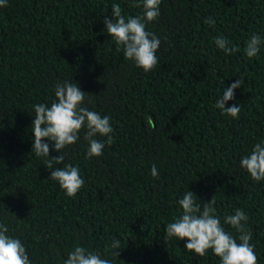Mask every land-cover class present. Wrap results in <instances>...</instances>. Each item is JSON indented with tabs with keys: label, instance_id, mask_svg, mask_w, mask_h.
I'll return each instance as SVG.
<instances>
[{
	"label": "trees",
	"instance_id": "obj_1",
	"mask_svg": "<svg viewBox=\"0 0 264 264\" xmlns=\"http://www.w3.org/2000/svg\"><path fill=\"white\" fill-rule=\"evenodd\" d=\"M114 3L126 17L142 13L131 0H8L0 8V224L32 264H64L77 245L111 264H220L211 250L199 257L186 240H165L191 191L197 203L215 196L221 224L242 209L264 264V180L240 167L264 140V44L257 57L244 53L254 33L264 39V0H161L160 17L147 25L161 41L148 73L107 35ZM219 36L239 51L218 49ZM240 79L226 104L241 107L234 119L215 102ZM65 80L91 94L85 106L110 117L114 129L102 156L87 157L81 131L63 164H53L79 167L84 186L74 198L49 179L48 158L32 153V106H50Z\"/></svg>",
	"mask_w": 264,
	"mask_h": 264
},
{
	"label": "clouds",
	"instance_id": "obj_2",
	"mask_svg": "<svg viewBox=\"0 0 264 264\" xmlns=\"http://www.w3.org/2000/svg\"><path fill=\"white\" fill-rule=\"evenodd\" d=\"M160 4L161 0H131L129 7L142 9V13L126 17L122 14L120 4L114 3L112 18L104 21L107 35L116 44L117 51H122L126 60L134 62L145 73L155 70L159 62L157 52L161 41L155 33L147 30V25L160 17ZM7 5L8 0H0V8ZM205 23L214 26L215 21L209 17ZM214 43L228 55L239 51L238 47H231L230 41L223 36L214 38ZM262 44L264 39L254 33L246 41L245 55L249 59L257 57ZM242 85L243 80H237L223 90L222 98L220 96L216 100L215 106L221 110L222 115L239 119L241 107L235 104L226 107V104L234 100V90ZM91 96L83 92L74 81L65 80L56 84L55 99L50 106L45 103L32 106L35 111L31 128L32 153L37 157L48 158L46 168L51 170L49 179L58 182L71 198L82 189L84 180L78 166L67 164L53 168V164H63V150L77 143L81 131H84L83 139L89 145L88 158L102 156L105 145L111 146L114 143L110 117L101 116L85 106L86 99ZM50 145H54V148H50ZM51 150L61 155L50 158ZM240 167L254 181L264 180V140L257 142L250 154L241 158ZM151 174L158 178L155 164L151 167ZM197 200L193 192L187 191L178 201L182 214L167 224L165 240H186L185 249L199 257H206L211 250L219 258L220 264H258L255 245L251 242L252 233L246 226L249 219L247 214L242 209H236L234 214L224 217L221 224V218L214 207L215 196L209 203H197ZM224 225L235 229L238 237L226 231ZM8 232V226L0 224V264H32L20 239L10 237ZM111 248L119 249L120 242L114 241ZM112 254L118 257L119 251H113ZM64 264H111V261L101 258L98 252L77 245L68 253Z\"/></svg>",
	"mask_w": 264,
	"mask_h": 264
}]
</instances>
